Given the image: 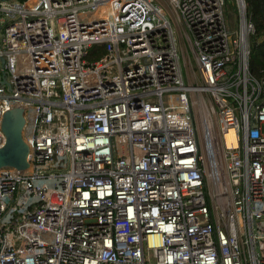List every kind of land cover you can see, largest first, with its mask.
<instances>
[{"label": "built area", "instance_id": "1", "mask_svg": "<svg viewBox=\"0 0 264 264\" xmlns=\"http://www.w3.org/2000/svg\"><path fill=\"white\" fill-rule=\"evenodd\" d=\"M254 33L245 0H0V264H264Z\"/></svg>", "mask_w": 264, "mask_h": 264}, {"label": "water", "instance_id": "2", "mask_svg": "<svg viewBox=\"0 0 264 264\" xmlns=\"http://www.w3.org/2000/svg\"><path fill=\"white\" fill-rule=\"evenodd\" d=\"M2 62L4 63V60ZM24 123L23 107L16 106L3 115L1 129L6 136V144L0 148V170L4 168L27 170L29 168L30 148L23 137Z\"/></svg>", "mask_w": 264, "mask_h": 264}, {"label": "trees", "instance_id": "3", "mask_svg": "<svg viewBox=\"0 0 264 264\" xmlns=\"http://www.w3.org/2000/svg\"><path fill=\"white\" fill-rule=\"evenodd\" d=\"M248 20L254 25L255 33L250 37L249 70L260 80L264 77V0H245ZM104 47L94 46L90 58L104 53Z\"/></svg>", "mask_w": 264, "mask_h": 264}, {"label": "rangeland", "instance_id": "4", "mask_svg": "<svg viewBox=\"0 0 264 264\" xmlns=\"http://www.w3.org/2000/svg\"><path fill=\"white\" fill-rule=\"evenodd\" d=\"M226 20L229 23L233 33L235 31L239 30V22H238V18H237V11L235 10V8L233 6L230 5L229 1H228V5L226 6ZM191 66H195V60L192 61ZM190 68H192V67H190ZM200 118L205 121L203 116H201ZM208 127H209V125H208ZM209 130L210 129L207 128L206 122H205V131L204 132L210 133V132H208ZM203 136H204V134H203ZM210 138L212 140L211 136H210Z\"/></svg>", "mask_w": 264, "mask_h": 264}, {"label": "bare ground", "instance_id": "5", "mask_svg": "<svg viewBox=\"0 0 264 264\" xmlns=\"http://www.w3.org/2000/svg\"><path fill=\"white\" fill-rule=\"evenodd\" d=\"M201 116H203V115H202V114H199V123H200V125H201V127H202V136H203V134H204V136H203V142H204V144H206V145L208 146L209 150L212 152V148H211V146H212V140H211V138H210V136L212 137V133H211L210 130L208 131V132H210V133H206V132H204V131H205V122H206V121H204L203 119H201V118H200ZM203 117H204V116H203ZM206 126H207L208 129H210V128L208 127V124H206ZM233 140H234V134H233L232 131H230V133H229V135H228V145H230L231 143H233V142H232Z\"/></svg>", "mask_w": 264, "mask_h": 264}]
</instances>
